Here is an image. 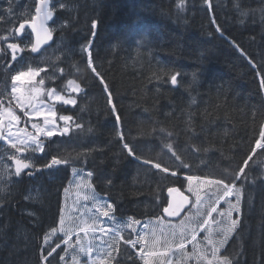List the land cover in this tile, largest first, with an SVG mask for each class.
I'll use <instances>...</instances> for the list:
<instances>
[{"label": "trees", "instance_id": "obj_1", "mask_svg": "<svg viewBox=\"0 0 264 264\" xmlns=\"http://www.w3.org/2000/svg\"><path fill=\"white\" fill-rule=\"evenodd\" d=\"M53 2L54 41L67 50L55 87L73 80L81 90L75 105L56 108L73 117L69 133L43 140L49 155L36 157L69 163L12 179L0 202V264H48L42 256L51 248L48 260L63 264L64 240L44 238L58 223L70 168L93 173L116 218L138 221L160 218L168 188L183 189L189 174L234 182L240 224L221 255L264 264V148L255 151L264 127V0ZM117 133L152 163L129 157Z\"/></svg>", "mask_w": 264, "mask_h": 264}, {"label": "rangeland", "instance_id": "obj_2", "mask_svg": "<svg viewBox=\"0 0 264 264\" xmlns=\"http://www.w3.org/2000/svg\"><path fill=\"white\" fill-rule=\"evenodd\" d=\"M34 7L35 0H11L12 10L11 13H8L6 10L9 8V0H0V36H8L10 39L13 29L25 19L26 13H33ZM54 29L56 30L55 27ZM55 30L53 31L54 33ZM13 38H15L14 35ZM9 39L8 41L0 40V79L2 80L3 73L8 64L4 65V62H2L4 53L6 52L4 47L9 43ZM66 53L67 50H65L61 44L56 43L54 46L43 52L38 59L34 60L31 58L27 64H31L33 67L38 66L44 68L46 71H41L37 78L35 77L31 80L35 82L29 83L28 80L18 82L17 86L21 91L17 93L16 96L19 99L13 98L11 102H9L7 96L0 97L2 100L4 98L6 99V101L3 100L4 106L6 108H11L15 115L19 110L22 111L21 108L17 106L19 103H23L24 108L27 105L30 107V110L29 108L23 110L25 116L28 117L27 122L20 123L19 121H9L7 117H4L3 125L0 126V131L7 138V141L26 140L30 136L37 135V131L33 128V124H37L42 128L52 127L53 125L51 123L47 125L45 124V116L51 121L53 118L50 113L55 110L57 105L64 107L72 106V104H64L62 101H57L54 97L49 98L48 96L49 90L54 87V84H56L58 79L57 64L67 57L65 56ZM11 66V68H7V71L10 73L19 68L18 66ZM41 79L44 80L43 85L39 84ZM8 85L10 92V78L8 80ZM74 86L75 85L69 86L67 84L62 88L61 92H58L57 89L54 88L56 89V93L61 95L64 99H74V96L79 91H72V87ZM4 87V83L2 85L0 84V92L4 91ZM27 94L32 95L29 100L31 103L27 101ZM30 112L32 115L26 114ZM55 123L59 127L64 126V122L60 120L57 115L55 117ZM9 130L17 135L8 136ZM43 138L51 137L41 135L40 139ZM18 147L23 148V145H18ZM8 153L20 155V153H15V149L11 148L6 140H2L0 144V202L6 196L12 179L16 177L14 175L15 164L12 160L8 159ZM24 154L32 156L39 154V152L35 154L27 152ZM76 170V173H74L73 168L71 169L70 180L66 187L68 191L63 192L60 215L55 227L58 231L52 233L51 230L49 233L52 234L49 235L48 241L45 242V244L50 243L54 237H63L65 240H68V243L63 242V251L61 255L65 257L62 261L63 264H73L74 257L79 261V264H90V259L95 260L96 264H100L103 254L106 251L111 250L109 247L110 245L116 247L120 246L121 243L126 244L124 240L117 236L118 232L123 237L132 234L135 236V240L138 238V235H145L148 242L144 244L143 247L155 251H163L169 246V244L174 248L181 239H185L186 244L183 250H174L165 257H148V259H151L154 264H161V262L167 264L169 260L171 261V264H197V257L201 252L206 249H208V254L211 252L210 246L206 244L204 239L205 236L208 235V232L200 231L199 225L204 219H208L207 214L210 212L211 207L216 206L217 211L212 213V217L219 223L210 222L208 229L212 233L213 238L218 240L220 238V233L217 231V228L228 223L227 213L230 210V207L227 201H231L232 203H235L236 201V197L235 199H232L233 196H231L220 199L217 204L216 197L222 195L223 186L208 185L204 183V180H194L191 182V185H189L188 182L183 190V192L190 197L191 206L176 222H168L159 218L139 221L138 224H132L131 222L134 220L132 218L118 219L115 216V219L109 220L106 217L100 216V214L95 211L96 203L104 204L105 202H109L106 198L96 193V191L97 200L93 201L90 190L87 188L88 182L92 184L91 177L87 176L88 172L86 171L80 169ZM189 188H191V191H189ZM38 193L39 189H37L35 193L36 196ZM85 194L89 196L87 200L84 199ZM197 195L202 197L200 202H197ZM220 212H223L224 215H219ZM236 213V211H232V219H235L234 216ZM61 218L64 220L63 226L60 223ZM93 219L98 221V223L93 226L95 229L94 231L89 230L85 233L80 230L85 226V222H87L88 225H92ZM61 227H63L64 231H59ZM102 229H108L109 231H102ZM133 229H135V231H133ZM193 230L198 233L197 240L189 243L187 240L190 239ZM65 232L70 234V239L64 234ZM153 232H155V237L160 240V243L156 244L154 248L151 243L154 239L152 235ZM82 247L85 251L88 249L92 250L91 258L86 255L85 252L80 251ZM126 247L129 249H136V247H138V251L142 254L141 244H136L134 248L131 245L126 244ZM223 250H221V252ZM142 262L144 264L143 260ZM200 264H206V262L201 260Z\"/></svg>", "mask_w": 264, "mask_h": 264}, {"label": "snow or ice", "instance_id": "obj_3", "mask_svg": "<svg viewBox=\"0 0 264 264\" xmlns=\"http://www.w3.org/2000/svg\"><path fill=\"white\" fill-rule=\"evenodd\" d=\"M184 0H180V7H183ZM61 8L65 7V5L60 4ZM56 9V4L53 3V0H35V7H34V14H25V19L19 23L18 29H13V31L17 34L23 37V39L19 42H9L7 43V49L11 50V60L14 62H17L18 64L24 65V58L19 57L18 53H23L25 51L31 52V53H39L41 49L44 47V45H47L49 41L52 40L53 31L55 30L54 27H50L48 22L53 21V24L55 21L53 20L54 11ZM11 0H9V8L6 10L8 13H11ZM97 23L95 21L92 22L91 28L96 29ZM30 28L31 31L27 32L26 29ZM219 31V28L217 29ZM92 35H95V32L92 33ZM34 37V40H33ZM8 36H0V40L8 41ZM91 45L89 43H86L82 47V51L84 53H87V65L89 68H92V71L96 73L97 76H99V73L96 72V69L93 67V59H92V52L90 51ZM6 55V53H5ZM11 65H7L6 69L3 73V81H4V91L0 92V97L7 96L9 98V102L13 98L19 99L16 94L21 91V89L17 86L18 82H23L25 80H28L29 83L31 80L37 76L40 75L41 71H46V69L41 67H33L31 64H26L23 67L17 68L14 72L7 71V68H11ZM61 72H63V69H60ZM177 74H173L170 77L171 83L173 85L177 84ZM11 80V87L9 92V85L8 80ZM68 85L72 86V91H78L81 90L79 88V85L75 83L73 80H68ZM101 84H104L105 90L107 91V85L105 84L104 80H100ZM39 84L43 85L44 80L41 79L39 81ZM261 86L264 87V80L261 82ZM36 90V89H33ZM49 98H55L57 101H62L64 104H72L75 105L76 101L74 99H64L61 95H58L56 93V89L53 87L48 92ZM21 108V110H24V104L19 103L17 105ZM113 111L115 112L116 109L113 107ZM27 115H32V113H26ZM39 114V113H36ZM51 117L53 118L51 121L48 119L47 116H45V124L51 123L53 126L50 128H42L37 124H33V128L36 129L37 135L30 136L26 140H13V141H7V138L3 135L2 132H0V140H6L7 143H9L10 147L15 149V153H20V155L14 154V153H8V159L12 160L15 164V172L14 175L17 177H21L22 174L27 176L34 175L35 172L42 171L43 169H52L55 166L61 165V164H68L69 160L67 158H59L58 156H52L50 160L44 159V160H38L35 155L28 156L24 153L31 152L33 154L39 152L43 153L45 157L49 155V153L46 151V145L43 140L40 139V136L43 135L45 137H53L55 135L65 136L69 133L70 127L69 122L73 121L72 116L68 115H62L59 117L60 120L64 122L63 127H59L55 123V117L56 113L55 111H52L50 113ZM4 117H7L9 121H19V117L16 116L11 108H6L3 104V100L0 99V126L3 125ZM117 120H119V116H117ZM76 128L82 127L80 124L75 125ZM16 133H12L10 130L8 131V136H15ZM119 136V139L121 141H125L122 145L123 149L126 150L127 155L129 157H133L136 160L141 161L144 165H148L152 163L148 159H142L139 154L136 153L133 146H131L129 143L126 142V138L123 135V133H117ZM261 141H264V127H262V130L260 132V139L256 141V147L257 148H264V143H261ZM23 145V148L18 147V145ZM169 149L171 150V145H167ZM254 154V150H253ZM173 155L176 156L177 160H181V157L178 156L175 152H173ZM251 159V156L248 157V160ZM152 166L156 169H159L161 172H168L169 169L167 167H161L159 163L152 164ZM182 167L188 168L189 165L187 163H184L182 161L181 164ZM244 166L247 167V160L244 161ZM7 169V166H6ZM27 170V171H26ZM76 169L73 168V172L76 173ZM93 175L92 172H88L87 176L91 177ZM172 176H176V171L171 172ZM242 176H245L244 168L239 169V174L236 176V179H241ZM185 179L189 182V185H191V182L194 180H200L201 178L199 176L195 175H187ZM109 184H111V180L108 181ZM204 183L208 185H217L223 186V193L221 196L216 197L217 204L220 199L231 197L233 195L236 196L235 203H232L231 201H227L229 203L230 210L227 213L228 216V223L224 226H219L217 228V231L220 233V238L218 240L214 239L212 236V233L208 229V225L210 222H216L214 218L212 217V213L217 211V207L213 206L211 207L210 212H208V219H204L201 224L199 225L200 231L208 232V235L205 236V242L207 245L210 246L211 252H210V258L207 250H204L201 252V254L197 257V264H200V261L203 260L206 262V264H234L233 260L230 259L227 255H221V250L229 243V240L232 238L233 234L237 232V227L240 224V220L238 219H232V211L239 212L240 211V204H241V189L237 188V185L234 182H225L223 179H215V180H209L207 178L204 179ZM87 188L90 190L91 198L93 201L97 200L95 189L93 185L88 182ZM68 190L65 189V192ZM189 191H191V188H189ZM178 192V189L174 187L168 188V193L171 195L172 193ZM89 196L85 194L84 199L87 200ZM185 201H187V197H184ZM202 199L201 196L197 195V202H200ZM95 211L100 214L102 217H106L109 220L115 219L113 213L115 212V208L112 203L105 202L104 204L96 203L95 204ZM180 211L182 209H173L172 205L169 204L167 207H163V213L168 216H174L179 215ZM219 215L223 216L224 213L220 212ZM61 225L63 226L64 220L61 218L60 221ZM98 223L97 220L93 219L92 225H88L87 222H85V226H83L80 230L87 233L89 230H95L94 225ZM132 224H138V220H133L131 222ZM219 223V222H216ZM58 231L57 229H52V233H55ZM59 231H64L63 227L59 229ZM102 231H109L108 229H102ZM135 231V229H133ZM52 233H48L45 235V242L48 241L49 235ZM68 238L70 239L71 236L68 232L64 233ZM197 232L193 230L191 237L187 242L191 243L197 240ZM154 239L152 240V246H154L158 243H160V240L155 237V232L152 233ZM117 236L120 237V239L124 240L126 244L131 245L133 248L136 246V244H141V259L144 261V264H154V262L151 259H148V257H165L168 256L171 252L175 251H181L185 248L186 241L185 239H181L178 244L175 245L173 248L172 245L169 244L168 247H166L163 251H155L151 249H146L143 247L144 244H146L147 238L145 235H138V238L136 240H132L131 238L125 239L119 232L117 233ZM79 242V241H78ZM64 243H68V240H65ZM60 245L57 243L56 247H59ZM111 250L106 251L100 261V264H120L119 260L116 256L113 255L114 252L119 253V248L114 247L112 245L109 246ZM80 251L85 252L86 255H88L91 258V249H88L85 251V249L82 247ZM53 252H55V248H51L50 251L47 252L46 255L42 256L43 260L48 261V264H51V261L48 260V257L52 256ZM67 254V253H65ZM187 255V254H185ZM64 256H60V260H64ZM73 264H79V261L74 257L73 258ZM90 264H96L95 260L90 259ZM161 264H164V262H161ZM167 264H171V261L169 260Z\"/></svg>", "mask_w": 264, "mask_h": 264}, {"label": "flooded vegetation", "instance_id": "obj_4", "mask_svg": "<svg viewBox=\"0 0 264 264\" xmlns=\"http://www.w3.org/2000/svg\"><path fill=\"white\" fill-rule=\"evenodd\" d=\"M13 35H14V31L11 32V38L9 39V42H19V41H21L23 39V37L20 36V39L16 40L15 38H13ZM4 49L7 51V54L3 56V60H2V62H4V65L8 63L7 65H13V66L21 67V66L26 65L31 60L30 52L25 51L23 53H18L17 55L19 57L24 58V65L18 64L17 62H14V61L11 60L12 53H11V50L9 52V49H7V44L5 45ZM31 82H35V81H31ZM3 83H4V81L2 79H0V84L2 85ZM3 100L6 101L5 98ZM27 100H30V94H27ZM19 120H22V119L20 118ZM163 219L168 221V222H176V221L179 220V219L170 220V219H167V218L166 219L163 218ZM121 256L123 258H126L127 263H132L133 261L136 260L135 255L131 251H124V252L121 253Z\"/></svg>", "mask_w": 264, "mask_h": 264}, {"label": "water", "instance_id": "obj_5", "mask_svg": "<svg viewBox=\"0 0 264 264\" xmlns=\"http://www.w3.org/2000/svg\"><path fill=\"white\" fill-rule=\"evenodd\" d=\"M53 19H54V16H53ZM51 23H52V21H49L48 22V24H51ZM29 30L31 31L30 28H29ZM52 41H53V36H52V40L49 41V43L47 45H44V47L41 49V51L43 49L49 47L51 45ZM39 53H32V55L33 56H36ZM167 197H168V204H167V206L169 204H171L174 210L175 209H182V211H180L179 215H174V216H168L166 214H164V215L167 218H170V219H177V218H179L183 214V212L189 207V200L187 199V201H185L184 197H186V196L184 194H182L181 192H179V191L178 192H175V193H172L171 195H169V193L167 192Z\"/></svg>", "mask_w": 264, "mask_h": 264}, {"label": "bare ground", "instance_id": "obj_6", "mask_svg": "<svg viewBox=\"0 0 264 264\" xmlns=\"http://www.w3.org/2000/svg\"><path fill=\"white\" fill-rule=\"evenodd\" d=\"M69 124H70V122H69ZM235 216H236V214H235ZM54 238H56V237H54ZM54 238H53V239H54ZM56 250H57V248L55 249V251H56ZM53 253H54V252H53Z\"/></svg>", "mask_w": 264, "mask_h": 264}]
</instances>
